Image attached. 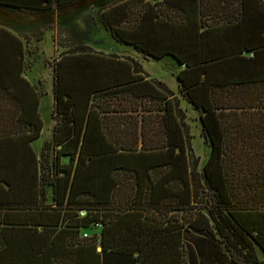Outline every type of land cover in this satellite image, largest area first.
Segmentation results:
<instances>
[{
	"label": "trees",
	"instance_id": "obj_1",
	"mask_svg": "<svg viewBox=\"0 0 264 264\" xmlns=\"http://www.w3.org/2000/svg\"><path fill=\"white\" fill-rule=\"evenodd\" d=\"M77 1L0 7L34 15ZM99 21L112 40L179 69L178 94L210 146V212L193 203L178 99L132 59L77 50L54 60L56 124L38 158L42 94L24 77V41L0 26V264H258L264 0H125Z\"/></svg>",
	"mask_w": 264,
	"mask_h": 264
},
{
	"label": "rangeland",
	"instance_id": "obj_2",
	"mask_svg": "<svg viewBox=\"0 0 264 264\" xmlns=\"http://www.w3.org/2000/svg\"><path fill=\"white\" fill-rule=\"evenodd\" d=\"M120 1L125 0H79L64 8L34 15L0 7V26L24 41L27 66L24 77L42 94L38 112L43 122V129L40 138L32 144L34 152L39 158L40 150L45 142L50 141L53 127L56 124V120L52 118V64L60 54L86 50L103 55H115L120 59H132L140 66L144 77L162 82L179 101L180 109L183 112V128L187 134L185 156L192 185L193 203L194 206L207 214L210 212V194L204 187L203 167L210 155V146L200 134L198 114L185 101H182L178 94L179 89L175 77L176 65L172 60L169 58L155 60L146 57L136 52L132 46L112 40L104 30L99 21L100 10ZM145 1L153 3L156 0ZM26 37L31 39L27 44L25 43ZM52 156L50 154L48 164H51ZM50 191L47 190L49 197ZM191 211L183 214L184 216L181 213L177 214L179 224L188 219ZM172 214L174 213L171 212L168 216ZM79 215L83 216L84 212H80ZM93 232L96 231L91 229L89 234L91 235ZM254 253L258 264H264V255L255 245ZM242 261V259H238L239 264H243ZM210 264H221V262L213 261L211 256Z\"/></svg>",
	"mask_w": 264,
	"mask_h": 264
},
{
	"label": "crops",
	"instance_id": "obj_3",
	"mask_svg": "<svg viewBox=\"0 0 264 264\" xmlns=\"http://www.w3.org/2000/svg\"><path fill=\"white\" fill-rule=\"evenodd\" d=\"M179 71V69L176 67V71H175V74L177 73ZM27 81H29V80H27ZM181 101V100H180ZM182 101H184L183 99H182ZM180 108H181V106H180ZM199 125V124H198Z\"/></svg>",
	"mask_w": 264,
	"mask_h": 264
},
{
	"label": "water",
	"instance_id": "obj_4",
	"mask_svg": "<svg viewBox=\"0 0 264 264\" xmlns=\"http://www.w3.org/2000/svg\"><path fill=\"white\" fill-rule=\"evenodd\" d=\"M183 67H185V66H183Z\"/></svg>",
	"mask_w": 264,
	"mask_h": 264
}]
</instances>
